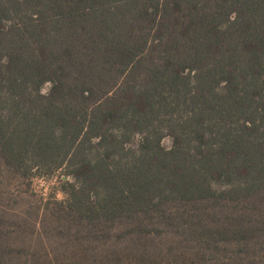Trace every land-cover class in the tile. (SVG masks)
I'll return each instance as SVG.
<instances>
[{
	"label": "trees",
	"instance_id": "trees-1",
	"mask_svg": "<svg viewBox=\"0 0 264 264\" xmlns=\"http://www.w3.org/2000/svg\"><path fill=\"white\" fill-rule=\"evenodd\" d=\"M0 160L102 241L264 240V0H0Z\"/></svg>",
	"mask_w": 264,
	"mask_h": 264
},
{
	"label": "rangeland",
	"instance_id": "rangeland-1",
	"mask_svg": "<svg viewBox=\"0 0 264 264\" xmlns=\"http://www.w3.org/2000/svg\"><path fill=\"white\" fill-rule=\"evenodd\" d=\"M67 180L61 169L24 177L0 160V264H264L260 237L219 251L174 233L102 241L57 214Z\"/></svg>",
	"mask_w": 264,
	"mask_h": 264
}]
</instances>
